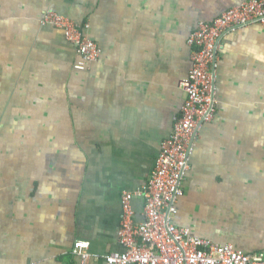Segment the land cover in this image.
<instances>
[{
	"label": "crops",
	"instance_id": "0c3cea01",
	"mask_svg": "<svg viewBox=\"0 0 264 264\" xmlns=\"http://www.w3.org/2000/svg\"><path fill=\"white\" fill-rule=\"evenodd\" d=\"M243 0H0V264L122 251V197L151 176L186 98L187 41ZM47 10L88 24L85 70ZM217 111L198 130L175 224L264 252V24L224 35ZM143 222L145 199H133Z\"/></svg>",
	"mask_w": 264,
	"mask_h": 264
},
{
	"label": "built area",
	"instance_id": "2783aa9c",
	"mask_svg": "<svg viewBox=\"0 0 264 264\" xmlns=\"http://www.w3.org/2000/svg\"><path fill=\"white\" fill-rule=\"evenodd\" d=\"M43 24L62 29L78 57L74 67L85 70L98 61L101 48L86 34L88 24L47 10ZM253 23L264 24V0H243L219 17L199 23L189 36L191 68L180 81L186 94L184 105L174 116L173 130L160 149L147 183L136 192H125L119 243L122 251L92 254L90 243L77 241L73 253L83 263L103 258L106 264H264V252L248 254L232 244H219L175 224L177 202L184 194V179L190 167L198 130L214 119L217 111L215 72L223 37ZM145 199L143 222L135 221L133 199Z\"/></svg>",
	"mask_w": 264,
	"mask_h": 264
}]
</instances>
